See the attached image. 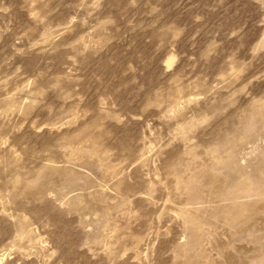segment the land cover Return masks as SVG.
<instances>
[{"label":"rangeland","instance_id":"obj_1","mask_svg":"<svg viewBox=\"0 0 264 264\" xmlns=\"http://www.w3.org/2000/svg\"><path fill=\"white\" fill-rule=\"evenodd\" d=\"M0 264H264V0H0Z\"/></svg>","mask_w":264,"mask_h":264}]
</instances>
